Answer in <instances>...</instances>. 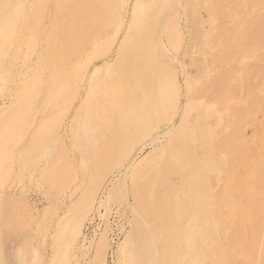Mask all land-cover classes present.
Wrapping results in <instances>:
<instances>
[{
    "label": "bare ground",
    "instance_id": "6f19581e",
    "mask_svg": "<svg viewBox=\"0 0 264 264\" xmlns=\"http://www.w3.org/2000/svg\"><path fill=\"white\" fill-rule=\"evenodd\" d=\"M263 1L264 0H159V2L157 1L158 4L148 6L147 10H145L146 13L139 18L138 32H136L128 46L122 50L120 49L116 55L115 61L103 60V64L95 69L91 77L92 83L98 81L97 79L102 72L109 75L112 73L121 79V90L116 92L114 88L113 92L111 91L113 95H115L114 98L116 97L117 100L116 104L113 105L114 108H112L113 115H111V117L113 116V120L109 121L110 127L106 131L104 130V137L102 141H99L101 142V146H97V151H99V153L96 156V170L94 169V173L97 174L88 182L87 186L84 187L85 189H83L80 196H78L75 209L76 213H74L76 214V219L73 222H65V227L67 228L66 236L71 238L70 245H74L73 247L76 248V245L78 246V241H80V248H82V246L84 247L83 253L87 255L88 252L91 253L92 251L91 256L89 255L90 258L87 256V258H89L88 262H86L87 264H106V257L111 250V246L108 242L109 225L106 224L104 228L100 230L98 228L97 231L93 232L91 238L87 240L84 236L82 237L81 224L94 212L97 215L99 214L101 220L102 214H100V207L106 206L105 210L107 211V208L113 205L118 206L115 211L116 213L122 209L121 216L124 215V222L118 229L119 232L124 234L125 229L128 227L125 240L118 246V250L116 249L121 255V260L123 259L127 264H166L164 255H168V253L165 254L166 252L164 253L161 246V238L163 237L162 232L168 236L170 234L169 232L173 228L175 229L179 223L178 200L173 196V191L175 193V189L172 190L173 184L170 177L172 175L182 174L181 171L184 167H187L189 171L191 168L193 169L191 185L189 183L187 192L185 191L187 199L185 203L188 206L191 204L194 205V211L189 212V214L186 213L188 217L185 232L183 231V239H181L184 240L182 243H184L186 249H197V252H194L197 256L192 259L193 262H195V264H219L216 254L220 251V254L224 253L223 249H221L224 247H220L219 249V243H217L216 240V242L212 241V235L211 237L207 235L226 233V236L224 234L226 238V242L224 243L225 246L227 245L226 248L235 247V244L238 243V241L235 242V238H238L239 235L242 234L247 222L253 224V227L250 231V250L246 253L244 258L247 264H257V261L261 259L264 250V240H262V236L264 235V186H261V182L264 181V161H262L264 158L262 159V156H260L262 160L260 161L258 158L255 169L253 167L254 171L252 177L255 180L254 183H256L257 186L259 185V189H257V191V187L253 191H251V188L249 189L254 195L260 197L262 202H258L259 205L255 207L253 206L254 209H252V211L248 210L250 213L246 219H244V215L239 213L241 206L237 205L239 204L237 202L242 200L241 197L244 196L249 186H244V183H242L244 185L241 184L242 186L238 185L240 181L235 190L233 189L232 191L226 192V190L231 189L230 186L227 185L226 180L236 156L230 152L231 154L228 156V159L224 157L222 163H220L221 167L218 172H215L213 169L208 173V168L212 164L215 165L212 158L213 154L210 152L214 147L219 151H217L219 154L220 151H225L224 149L227 151V148L233 145L235 146L236 155L241 156V149L244 150L252 144V138L246 132V129L250 130L252 127L247 124L250 118L248 117L246 124L240 122L243 121V115L246 113H244V111L238 112L233 108L232 110L234 111H230L229 113L236 118L235 121L237 124L235 123V126L229 127L225 124V119L223 121L220 118L222 114L220 106L225 107V103L230 99L226 101L224 95H226L225 92L228 86H231V84H228L232 77L233 70L235 71L234 66L241 60L240 56L243 55V52L244 55H250L247 50L249 49L247 47L248 43L250 44V38H255L256 41L259 39L260 42H264V12H262L264 10L260 8L259 11L258 8V10L254 11L252 9L254 12L259 11L258 14L255 13L256 15L252 16L251 19L248 18L249 16L247 17L250 8L259 7ZM121 2L122 0H0V101H2L0 104V139H3V142L1 141L2 143H0V150L5 141L4 134L7 136L6 132H9L8 129L11 126L12 117L17 114L16 112L22 113L29 110V112H26V115H34V112L31 111L32 107L30 106V100L33 98L34 94L39 93L36 90L39 86L41 87L42 80H37L35 76V79L27 78L31 67H22V65L30 61V55L33 54L32 51H35L33 49H38V47L41 46L37 50L38 52L34 54L35 56H41V61L38 62L42 67L46 64L47 60L53 58H57L64 65L70 64L71 61L78 60V58L90 50L89 48L91 46L95 48L97 41L100 39L96 37V33L99 31L101 24L108 18L112 19L116 15ZM213 3H217L215 4V8L216 5L224 3L223 8L226 9V11L223 8L221 9L222 11L228 12L225 17L226 19H222L224 15L222 16L220 14L222 13V11H219L220 6L219 10L217 9L218 7L216 9L220 12L219 17L222 16L220 21L228 20L226 25L222 21L221 27L218 25L217 31L214 29L215 31L211 34L210 31L204 30L203 26L208 19H202L200 13L203 11L210 16V11L214 7ZM262 7V9H264V6ZM216 9L214 12H218ZM139 11L140 8L137 1L132 12L133 19L139 17ZM213 16L215 17V14ZM222 24L225 26L222 27ZM251 24L253 26H251ZM240 28H242V30ZM184 29L186 30V34L184 33ZM238 29L242 31V35H238L240 36L239 40H235V33ZM111 30L113 31V29ZM104 34L106 35V33ZM236 41L239 42L236 43ZM208 43H210V49H208L209 51L206 54L208 56L207 65V61L203 57L205 56L203 49L207 47ZM219 43L221 45L223 44L222 48L216 47ZM23 47H26L25 51ZM257 47L255 48L257 49ZM167 49H171L173 54L170 55ZM181 50L192 51L195 55L189 53L190 55L187 57V60L182 63L177 57V54ZM250 51L249 49V52ZM253 53V55H255L256 51ZM261 54L264 55V51L263 53L261 52ZM198 56L202 58L198 59ZM53 63H55V61ZM258 63L262 64L264 62ZM246 64L248 66V63ZM242 66L244 69L242 73L240 72L241 75L238 79L239 83L245 82V85L242 84L239 85L240 87H237L238 85L235 84L236 88L239 89L246 88V85H248L247 83L250 82L248 81L250 78L249 75L252 77L251 74L253 73L249 72L250 68L247 66L243 64ZM253 66L254 64L251 67L252 69ZM255 66L254 71H257L256 68L258 67ZM55 68L52 69V72L56 75L59 70ZM190 68H194L193 73H196L195 69L197 72L200 71V73H202L201 71H209L210 77L200 85L193 95L187 96V94L193 93L192 84L189 83L190 80L188 77H196L195 75L198 74L196 73L195 75L189 76L191 73L188 74L187 70ZM261 68H259V71ZM41 70H43V68ZM36 71L37 70L34 72ZM40 73L42 74V72ZM55 75H53V77ZM180 80L184 83L183 88L181 87L182 82H180ZM107 82L108 78L105 79V83ZM101 83L103 84L102 81ZM159 84L160 89L158 87ZM260 84L262 87L261 82ZM60 85L51 92V98H56V95L60 93L59 89L62 86ZM109 87L112 88L111 85ZM184 88L185 92L183 94L182 89ZM116 93H118V95ZM183 96H187V99L180 103L179 100L182 99ZM235 96L237 97L238 93L235 94ZM260 97L262 96H257L256 99H258L256 100L255 96H253V101L254 99L256 101L259 99L263 101ZM240 100H242V98ZM250 100L247 106L252 104ZM84 102L85 101H82L76 106L73 114L70 116L68 126H66L67 123L66 125L63 123L64 114H62V111L55 118L51 119L48 124L49 126L46 128L43 126L41 129L35 131L26 141V144H24L25 146L18 151V158L20 161L23 160L21 161L22 163L27 160L26 156L30 158L41 156L42 152H44V154L47 152L49 155H52L56 151V154H59L60 158L53 159L54 161L52 163H49L48 158L40 168V179H43L52 190H56L57 187L67 189L69 186L67 179L69 172L72 173L73 163L69 160L67 154H63L65 145L64 140H66L69 132L74 133L72 136L78 134L77 132V134H75L74 131L80 128L79 125L81 124L79 121L81 122L80 119L83 117L82 115L85 109ZM247 106L246 108L249 109L250 107L248 108ZM241 108L243 109V107ZM241 108L239 110H242ZM207 113L209 115L208 126L206 127L207 129L203 130L202 121ZM247 113L249 114H246V116L249 115L251 117L250 111ZM135 117L137 120L136 128H134L133 125L134 129H131V124H133L132 121ZM169 118L171 119L169 120ZM105 119L106 118H104V120ZM227 119L230 120V118ZM25 121L22 122L21 120L20 125L22 123L24 124ZM92 122L93 118L91 123ZM220 124H224L221 132H214L212 127L214 125L219 126ZM50 126L51 128L48 129ZM261 126H263V128ZM261 126L259 128L263 129L261 131L263 136L262 141H264V125ZM24 136L25 129L20 128L18 131V140L22 141L25 138ZM72 141L74 140L72 139ZM142 142L144 144L146 142L150 149L147 154L138 157V153L135 149L137 147H135V145ZM49 145H51V147ZM72 147L74 148V145ZM232 148L233 147H231V149ZM141 149L142 148H140V150ZM232 151L234 152L233 149ZM254 151L255 150H253V152ZM246 156L245 158H247ZM2 161L3 153L1 151L0 169L3 165ZM246 161H249V159ZM250 161L252 162V160ZM251 166H253V164ZM115 170H117V174L114 176ZM203 173H206L208 176H205ZM74 174L76 175V173ZM74 174H70V177H72V175L74 177ZM230 175L232 174L230 173ZM181 180H183L182 177ZM200 181L205 184L200 185ZM253 199H255V197L252 198V200ZM124 205L125 208L129 210V215L125 214V208L123 209ZM246 206L244 205L243 208ZM247 209L248 208H246L245 211ZM2 216V212H0V221ZM66 217L64 218L66 219ZM229 220H233L232 227L229 226L230 229L226 228ZM58 224L60 223L58 222ZM59 229L61 228L59 227ZM3 233L4 232L0 231V254L3 253L2 246L5 237L9 236V234ZM241 236L242 235H240V237ZM202 237H204L205 240H200ZM115 239L116 237H114V240ZM114 243L115 242H112V244ZM182 243H180V245ZM15 249H17V244L13 245V251H15ZM228 249L230 250L231 248ZM235 252L237 251H233V256H235ZM22 253L23 250L21 251V254ZM184 254L186 255L187 253ZM188 255L187 257L191 256ZM58 256L55 255L54 258ZM227 256H223V258H225V264H229L231 255H229V257ZM183 257L185 256L182 255L181 258ZM187 257L183 258L182 261L188 260ZM192 260L189 264H193ZM53 263H55V260L51 264ZM169 263L173 264L172 261ZM73 264L79 263L75 260Z\"/></svg>",
    "mask_w": 264,
    "mask_h": 264
},
{
    "label": "rangeland",
    "instance_id": "374dc122",
    "mask_svg": "<svg viewBox=\"0 0 264 264\" xmlns=\"http://www.w3.org/2000/svg\"><path fill=\"white\" fill-rule=\"evenodd\" d=\"M137 1L139 3V8H140V11L138 13L139 15L137 14L139 17L133 19L132 12H133V8L135 6V3ZM157 1L159 2V0H149V1L148 0H145V1L144 0H129V1L128 0H122L121 4L119 6V9L116 12V15L112 19L108 18L106 21H104V23L101 24L99 31L96 33V37L98 39L99 38L100 39L97 41V43H96L97 45L95 46V48H93L91 46L89 48L90 50H88L87 53L83 54L80 58H78V60L73 61V62L71 61L70 64L64 65L57 58L56 59L53 58V59L47 60L46 64L43 65V67H42V65H40V63H39L41 61V56L40 55L35 56V54L38 52L37 50L41 47L40 46V47H38V49L37 48L33 49L35 51L34 52L32 51L33 54L30 55L31 56L30 57L31 62L29 61L30 64H29V62H27L24 65H22L23 68L31 67V69L29 70V73H28L29 75L27 76V78L29 77V79H33L35 76V77H37V80H40V81L42 80V84H41V87L39 86L36 90L39 93L34 94L33 98L30 100L31 104H32V105L30 104V106L32 107L31 111L34 112V115L33 116L26 115L27 114L26 112H29V110L24 111L22 113L16 112L17 114H15V116L12 117L11 124H10L11 126L8 129L9 132L8 133L6 132L7 136L4 134V138H5L6 142L4 141V145L2 144L3 148L1 147V150H0V152L2 151V153H3V161H2L3 165L1 166V169H0V201H1L0 212H2L3 216H2V219L0 221V231L9 234V236L5 237V241H4V244L2 246L3 253L0 254L1 264H19L20 261H21L20 264H51L54 260H55V263H53V264H73L75 260H77L79 264H87L86 262H88V259L90 258L91 254H92V251H91V253L88 252L87 255L85 253H83L84 247L82 246V248H80V246H81L80 241H78V246L76 245V248L73 247L74 245H70V243H71L70 239L71 238L66 236L67 235L66 234L67 228L65 227L66 226L65 222H73L76 219V214H74V213H76L75 209H76V203L78 200V196H80L81 192L83 191V189H85L84 187L87 186L88 182L90 180H92L94 178V176L97 174V173H94L95 172L94 169L96 170V164H97L96 156L99 153V151H97V146L98 145H99V147L101 146L100 145L101 142H99V141H102L104 134H105L104 132L110 127L109 121L113 120V116L111 117V115H113L112 114V112H113L112 108H114L113 105L116 104V100H117L116 97L114 98L115 95H113L112 92H113L114 88H115L116 92H119L121 90V79L117 75H113L112 73L109 75L107 73L102 72L101 75L99 76V78L97 79L98 81L97 82L94 81L93 83H92L91 77H92V74L94 73L95 69L99 68V66H101L103 64V62H104L103 60H106V61L114 60L115 61L116 55L120 51V49L122 50L123 48H125L126 46H128L131 43L132 38L134 37L136 32H138V29H139L138 28L139 18H141L146 13L145 10H147L148 6L158 4ZM127 4H128V6H127ZM215 4H217V3H213L214 7L212 8L213 10L211 9V11H210V16H208L209 14L208 15L205 14L203 11H201V13H200L202 19H204V20L208 19L207 20L208 24L206 22L203 26L204 30L210 31L211 34H213V31H215L217 29L218 25H219V27H221L220 26L221 23L224 22V24L226 25L227 20H228V19L226 21L222 20L223 22L220 21L221 17L223 15L224 16L222 19H224L226 17V15L228 14V12H225L226 9L223 8L224 3L216 5V8L218 7L217 8L218 10H219V6H220V10H219L220 12L222 11L221 8H223L225 10V11L223 10L224 12L222 11V13H220L215 8ZM262 6H264V1L257 8L256 7L250 8L249 14H247V17L249 16L248 18L251 19L252 16H255L256 14H258V12L260 11V8H261V10H264V9H262L263 8ZM214 8L218 12H214L215 11ZM258 8H259V11L254 12L255 10H258ZM262 12H264V11H262ZM219 13L222 15V16L220 15L221 17H219ZM214 14H215V17L213 16ZM215 18H216V20H215ZM112 21H113V24H112ZM128 21H129V23H128ZM215 21H216V23H215ZM215 24H217V25H215ZM224 24H222V27L225 26ZM251 26H253V25L251 24ZM105 29L107 32L105 31ZM111 29H113V31ZM240 29L242 30V28H240ZM240 29L237 30V32H236L237 35L235 33V40L236 39L239 40V37L242 35V31H240ZM100 30L101 31L103 30V31L101 32ZM218 30H219V28H218ZM104 33H106V35ZM184 33L186 34V30L184 31ZM238 35H240V36H238ZM105 37H106V39H105ZM252 39L253 38H250V40H249L250 44L248 43V47H247L251 50L249 52V49H247L248 54L250 53V55H248L249 57L247 55H244V52H243L242 53L243 55L240 56L241 60H239L238 63L236 64V66H234L235 71L233 70L232 77H231L230 82L228 84V85L231 84V86L230 87L228 86V88L226 89L225 94L227 96L224 95L226 101L229 98L230 99L228 100V102H226L227 104L225 103V105H224L225 107L220 106L221 107L220 111L222 112V114L220 115V118L223 121L225 119L224 122L229 127H233L237 124L235 121L236 118L233 115L231 116V113H229L230 111H234V110H232L233 108H235L238 112L244 111V113H246V114H249L247 112L250 111L251 117L249 115L246 116V114H244L243 115V121H240V122H243L246 124V122L248 121V117L250 118L248 121L249 123L247 122V124H249L252 127L250 130L246 129V132L248 133L249 136H251L252 144L249 145L248 148H245L244 150L241 149V151H240V152H242V153H240L241 156L236 155L235 146H233V145L228 144V145H230V147H228V145H227V147H228V148L226 147L227 151H226V149H224L226 152L220 151L219 154H218L219 151L213 145L214 149L210 152L214 156V157L212 156V158H213V162L215 163V165L212 164L208 168V173H210V170H213V169L215 172H218L220 170V167H221L220 163H222L224 157L228 159V156L231 153L236 156V159L232 164V169H233V167H234V169L233 170L231 169L232 172L231 171L228 172L227 180H226L227 185H229L231 189L226 190V192L232 191L233 189L235 190L238 187V185L242 186L245 184L244 186H249V188L246 190L244 196L241 197L242 200H239V202H237V203H239L237 205H240L241 206L240 208L242 209V210L240 209V211H242V212L239 211V213L245 216L244 219L248 218V215L250 213L249 211H252V209H254V207L256 205H259V203L262 202L260 197L254 195L253 192H250L249 189L251 188L252 189L251 191H253L256 187H257L256 191H257V189H259V185L257 186V184L254 183L255 180L252 177V174L254 171L253 167L255 169L256 161H258L257 160L258 158L260 161L264 158V155H263L264 154V141H262L263 136H262V131H261V130H263L262 129L263 126H261V125H264V115H262V114H264V112H263L264 111V103H263L264 102V94H263L264 93V76H263L264 75L263 74L264 63H262V64L258 63V62H264V58H263L264 55L261 54V52L263 53V51H264V46H263L264 42L262 43L258 39L257 40L258 44H257L256 39L254 38L253 41L251 42ZM100 41H102V42H100ZM105 41H106V43H105ZM112 42H113V44H112ZM238 42L236 41V43H238ZM254 42H255V44H254ZM253 44H254V46H253ZM216 47L222 48L223 44L221 45L219 43L216 45ZM255 47H257V49ZM87 49H88V47H87ZM208 49H210V43H208L207 47H205L203 49V51L205 52L204 53L205 56H203V57L206 59L207 65H208V56L206 54L209 51ZM253 49L256 51L255 55H253L254 54L253 52H255ZM23 50L25 51L26 47H23ZM167 50H169L168 53L170 55L173 54V51H171V49H167ZM189 53H192V51L189 52L186 50H184V51L181 50L177 54V57L183 63L187 60V57L190 55ZM258 53H260V54H258ZM191 55H195V54L192 53ZM251 55H252V57H251ZM258 55H263V56H258ZM244 56H245V58H244ZM246 56H247V60H246ZM35 57H38V58H35ZM43 57H44V52H43ZM200 58H202V57L200 56L198 59H200ZM38 59H40V60H38ZM107 59H109V60H107ZM51 60L53 62L55 61V63H53ZM242 60H244V61H242ZM32 61L35 63H33ZM50 61L52 62V67H51ZM58 63H59V65H58ZM246 63H248V66ZM242 64L247 66L248 68H250V70L252 69L251 67L253 64H254V66L256 64L255 67H258V68H256L257 71H254V69H255L254 66H253V69L251 71L249 70V72H253L251 74L253 78L249 75L250 78L248 77L249 78L248 81H250L251 83L250 82L247 83L248 85H246L245 89H239V88H236V86H235V84L238 85L237 87H240L239 85H242V84L245 85V82L239 83V79H238V77L241 75V73L243 72V69H244ZM33 65H35V66H33ZM66 65H67V67H66ZM259 65H261V66H259ZM36 67H37V69H36ZM57 67H59V68H57ZM42 68H43V70H41ZM53 68L59 70V72L56 75L52 72ZM259 68H261L260 71H259ZM75 69H76V71H75ZM193 69L194 68H190L187 70L188 74L191 73V74H189V76H192L193 74L195 75L196 73H198V74L195 75L196 77H194V76L188 77V79L190 80L189 83L192 84L191 86H192L193 93H189V94H187V96L193 95L195 93V91L200 87V85L203 84L205 81H207V79L210 77L209 71L208 72L201 71L202 73H200V71L197 72V70L195 69L196 73H193V71H194ZM35 70H37V71L34 72ZM218 71H219V69H218ZM261 71H263V72H261ZM40 72H42V74ZM258 73L263 78H261ZM206 74H207V76H206ZM53 75H55L56 77L55 76L53 77ZM67 77H69V78H67ZM107 78H108V82L105 83V79H107ZM194 78H195V80H194ZM254 78H256V79H254ZM259 78H260V80H259ZM179 79H181V78H179ZM181 80H180V82H182L181 87L183 88L184 83ZM101 81L103 82L104 86L101 83ZM236 81L238 82V84ZM257 81H258V83H257ZM61 82H63V83H61ZM260 82L262 83L263 88L261 87ZM43 83H44V85H43ZM253 83H255V84H253ZM50 84H52V85H50ZM257 84H259V85H257ZM53 85H55V86H53ZM58 85L61 86V88L59 89L60 93H58L56 95V98H54V97L51 98V96H50V94H52L51 92L53 90H55ZM98 85H100V86H98ZM110 85L112 88L109 87ZM45 86H46V88H45ZM50 86L54 89H52ZM158 87L160 89V84L158 85ZM232 90H233V92H232ZM63 91H64V93H63ZM182 91L184 94L185 88L182 89ZM75 92H76V94H75ZM233 93H234V96H235V94L238 93V96H237L238 98L236 96L234 98ZM116 94L118 95V93H116ZM92 95H94V96H92ZM256 95L262 96L260 98L263 101H261L260 99L258 100L262 103L256 101L258 99V98L256 99V97H257ZM187 96L186 97L183 96L182 99L179 100V102L182 103L183 101H185L187 99ZM253 96H255V99H256V100L254 99V101H253ZM241 98H242V100H240ZM112 100H114V101H112ZM249 100H250V102L252 101V104L249 103L250 105L247 106ZM82 101H85L84 102L85 103L84 104L85 109H84V113L82 115L83 117H81V119H80L81 122L79 121V123L81 125H79L80 126V128L78 127L79 129L74 131L75 134L78 133L77 134L78 136L77 135L72 136V134H74V133L69 132L66 140H64V142H65L64 143L65 145L63 148L64 152L61 151V152H63V154H67V157H69V160L73 163L72 173L69 172V174H68L69 176L67 179L68 181L66 180L67 182H69V186L67 189L57 187L56 190L55 189L52 190L49 188L50 186L43 179H40V168L46 162L45 161L46 159L49 158V160H48L49 163H52L54 161L53 159L60 158L59 154L57 155L56 151L52 155H49V153H47V152H45V154H44V152H42L41 156H36V157H32V158L26 156L27 160H25L22 163L21 161H23V160L20 161V159L18 158L19 157L18 151L22 147L25 146L24 144H26V141L31 137V135L33 133H35V131L41 129L43 126H44V128L49 126L48 124L51 121V119L55 118L62 111H63L62 114H64V116H63L64 122L63 123H65V125L67 123L66 126H68L70 116L73 114L76 106L78 104H80ZM236 101H237V104H236ZM1 103H2V101H0V104ZM256 104H257V106H256ZM245 105L248 108L253 107L254 109L249 108L250 109L249 110L246 108ZM254 105H255V107H254ZM27 107H28V105H27ZM239 107L240 108L243 107V109L241 108L242 110H239L240 109ZM90 109H91V111H90ZM245 110H246V112H245ZM258 111H260V112H258ZM97 112H99V113H97ZM227 113L229 114V116ZM252 114H253V116H252ZM257 116H259V117H257ZM22 117H24V118H22ZM208 117H209V115L207 113V114H205V116L203 118V121H202L203 130L207 129L206 127L208 126L207 125L208 124ZM92 118H93V122L91 123ZM100 118H102L103 120ZM104 118H106L107 120L106 119L104 120ZM227 118H230V120ZM170 119L171 118H169V120ZM226 119L229 120L231 123L229 121H227ZM260 119L261 120L263 119V120L261 121ZM21 120H22V122L26 120L24 124L22 123L23 125L22 124L20 125ZM233 120H234V122H233ZM100 121H101V123H100ZM136 121L137 120L135 117L132 121L133 124H131V126H132L131 129L136 128L135 127L136 123H137ZM259 122H260V126L262 128H259L260 127ZM253 123H255V124H253ZM92 124L95 126H93ZM91 125L93 126V129H92ZM133 125H134V128H133ZM223 125L222 124H220L219 126L214 125L212 127L213 131L214 132L218 131L220 133L221 130L223 129ZM51 126L48 127V129H50ZM20 128L25 129V136H24L25 138L22 141L18 140V131L20 130ZM85 130H87V131H85ZM13 134H14V136H13ZM252 135H254V136H252ZM71 138L74 141H72ZM259 138H261V139H259ZM97 139H98V141H97ZM2 140L3 139L1 138L0 143L3 142ZM68 140H70V141H68ZM142 143H137L135 145V147H137L135 149H136V152L138 153L137 154L138 157L144 156L145 154H147L149 152V149H150L147 146L146 142H145V144L144 143L142 144ZM73 145H74V148L72 147ZM49 146L51 147V145H49ZM146 146H147V148H146ZM259 146L261 149L259 148ZM78 147H80V148H78ZM139 147L142 149L140 150ZM231 147H233L232 149L234 150V152L232 151ZM253 150H255V151L253 152ZM67 151H68V153H67ZM48 155H49V157H48ZM245 156L247 158H245ZM260 156H262V159L260 158ZM251 158H253V159H251ZM248 159H249V161H246ZM89 160L91 161V163ZM250 160H252V162ZM86 161H87V163H86ZM88 161H89V163H88ZM262 161H264V160H262ZM254 162H255V164H254ZM84 164L86 166V169H85ZM252 164H253V166H251ZM19 167H20V169H19ZM76 167H77V169H76ZM82 167H83V169H82ZM89 167H90V169L92 167V169L90 170ZM238 167H239V169H238ZM248 167H249V169H248ZM83 170L84 171L86 170V171L84 172ZM182 171H181L182 174L172 175L170 177L172 184H173L172 190L175 189V193L173 191V196H174V198H176L178 200L177 205L179 207V210H178L179 223L177 224L175 229L173 228L169 232L170 234L168 236H166L162 232L163 237L161 238V241H162L161 246L163 248L164 253L165 252H166L165 254L168 253V255H164L166 258V261H165L166 264H171V263H169L170 261H172L173 264H182V263L183 264H185V263L189 264L190 261L197 256L195 254L197 252V249H195V250L189 249L188 250V249H186L184 243H182L184 241V240H182L183 235H184L183 231L185 232V226H186L188 214H189V212L194 211V205L191 204L188 206L185 203L187 201V199H186L187 187H188L189 183L191 185V180L193 177V174H192L193 169L191 168V170L189 171L187 167H184V168H182ZM74 173H76V175ZM84 173H85V175H84ZM230 173L232 175H230ZM70 174H74L75 176L73 177V175H72V177H70L71 176ZM116 174H117V170H115L113 175L115 176ZM203 174L205 176H208L206 173H203ZM181 177L183 178L184 182H183V180H181ZM77 178H79V179H77ZM81 178H82V180H81ZM244 178L247 180H245ZM237 180H238V182H237ZM187 181H190V182H187ZM199 183H200V185L205 184V183H202V181H200ZM242 183H244V184H242ZM246 183H247V185H246ZM182 185L184 188L182 187ZM261 186H264V181L261 182ZM249 197H251V198H249ZM254 197H255V199L252 200V198H254ZM74 201H75V203H74ZM247 202H249V203H247ZM244 205L245 206L248 205V206L244 207L245 209L248 208L246 211L243 208ZM105 207H100V209H99L100 214H102L101 220L99 218V214L97 215L94 212V213L90 214L87 217V219L81 224L82 237L84 236L87 240H89L94 231H97L98 228H99V230L101 228H104V226L106 224L109 225L108 242H109V245L111 246V250L109 251V253L106 257V264H127L123 259L121 260V255H120L119 251H117L118 246H120V244L125 240L127 230H128V227H127L124 231V234H121L118 230L121 227V225H123V222H124V219H123L124 215L121 216V210L122 209H120L118 211L119 213L118 212L116 213L115 211L118 208L117 205H115V206L113 205V206L107 208L108 209L107 211L105 210L106 209ZM124 208H125V205H124L123 209ZM124 210L126 212L125 214L129 215L128 214L129 210H127L126 208ZM64 212H66V213H64ZM186 213H188V214H186ZM63 215H64V217H66L67 215L68 216L65 219L63 217ZM61 216H62V218H61ZM180 218H181V220H180ZM58 222L60 224H58ZM232 222H233V220H229L226 228L230 229V227H232V225H233ZM6 224H7V226H6ZM59 227L61 229H59ZM252 227H253V224H251V223L249 224V222H247L246 227L244 229L245 232L243 231L242 234H240V235H242L241 237L239 235L238 238H235L236 239L235 242L238 241V243L235 244V247L232 246V247L226 248L227 245L225 246V244H224L226 242L225 241L226 233H220L221 235L220 234L219 235H215V234H208L207 235L208 237L209 236L211 237V235H212V237H211V238H213L212 241H214V242L217 241V243H219V246H218L219 249H220V247H224V248H221V249H223L224 253L220 254L221 251L218 252L221 256L218 253L216 254V257L219 260V264H225V260H224L225 258H223V256H225V255L226 256L228 255L227 257H229V255H231L230 260H229V264H234V263L235 264H245V263L247 264V261L245 260L244 256L250 250V246H249L250 245V231L252 230ZM59 231H60V233H59ZM53 232H55L56 234ZM224 234H225V236H224ZM245 235H246V237H245ZM114 237H116L115 240H114ZM200 240H205V239H204V237H202V238H200ZM262 240H264V235L262 236ZM112 242H115V243L112 244ZM178 242H180L182 244L180 245V243H178ZM15 244H17V249H15V251H13V245H15ZM195 248H197V247H195ZM228 248H231L233 250L230 249L231 250L230 251ZM234 248H235V250H234ZM183 249L185 250V252ZM236 249H238V250H236ZM22 250H23V253L21 254ZM233 251H237L234 254L235 256H233ZM55 253H57V254H55ZM184 253H187V254L185 255ZM188 253H189V255H188ZM55 255H57V256L59 255V256L54 258ZM182 255L185 256L183 258H186L187 255L188 256L191 255V256L187 257L188 260L182 261V259H183V258H181ZM237 255H238V257H237ZM83 256H85V257H83ZM87 256L89 258H87ZM179 262H181V263H179ZM192 262H193V260H192ZM193 264H195V262H193ZM196 264H198V263H196ZM248 264H250V263H248ZM257 264H264V250H263V255L261 256V259L257 261Z\"/></svg>",
    "mask_w": 264,
    "mask_h": 264
}]
</instances>
